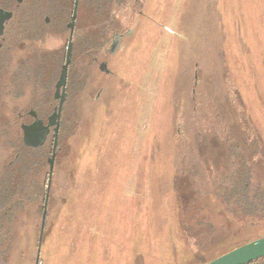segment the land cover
<instances>
[{
    "label": "rangeland",
    "instance_id": "374dc122",
    "mask_svg": "<svg viewBox=\"0 0 264 264\" xmlns=\"http://www.w3.org/2000/svg\"><path fill=\"white\" fill-rule=\"evenodd\" d=\"M108 1L99 16L79 8L82 52L74 43L38 264H207L263 238V217L222 199L244 169L250 194L264 196V0ZM30 3L42 30L44 1ZM20 14L0 41V172L27 112L50 115L67 41L21 39ZM110 22L112 54L100 33ZM44 144L0 264H35Z\"/></svg>",
    "mask_w": 264,
    "mask_h": 264
},
{
    "label": "flooded vegetation",
    "instance_id": "af4514ba",
    "mask_svg": "<svg viewBox=\"0 0 264 264\" xmlns=\"http://www.w3.org/2000/svg\"><path fill=\"white\" fill-rule=\"evenodd\" d=\"M43 1H44L43 5H44L45 17L43 19V29L41 30L40 29V22L38 19L40 16L37 13L35 14V12H33V11H29V12L24 11L25 7L28 10H32L33 9V3L32 4L30 3V5H32V6H28V8H27V6H26L27 0H0V8L3 11L12 14L11 19L3 27V36L0 37V41H3L5 39V32L12 25V22L15 20V18L18 16V13L20 12L21 16L18 19V21L16 22V24H17V29H18L17 31H20L22 34L23 38L21 37V39H24V36H25V38L34 36L38 32H41L43 35H46V36L50 35V34L58 35L60 33H67V41H66V45H65V54H64V61H63V65H64L65 58H66L67 46L69 43L70 24H71L73 12H74L75 0H70V1H72V3L70 2L71 5L70 4L68 5V3H67V1H69V0H43ZM85 1L87 4H89V3L92 4V9H97L95 7L98 6V4H100L99 3L100 0H85ZM102 1H104V0H101V2ZM125 2L127 3L128 0H126ZM54 4H56L57 8L53 7ZM81 4H82V0H78L77 8H76V16H75V19L73 22V30H72V37H71V43H72L71 59L73 56L74 43L76 44L75 50L78 49L82 52V38L79 37V35H78L79 31L77 29V20H78L77 17H78V12H79V8L81 7ZM126 6H127V4H126ZM93 13H94V16H99V14H97L96 11ZM13 26H15V25H13ZM20 27H21V29H20ZM125 27H127V25H125ZM17 31H15V32H17ZM115 31H116L115 25L112 22L108 23L107 38L112 39V43H111V46H110V49L108 50V52L111 54L113 52V49H114L116 42L120 41L119 34H116ZM27 41H28V39H27ZM80 56H81V54H79V57ZM63 65L61 66L59 76H58V78L54 84V92H53L52 99H53V104H55V105L53 106L50 115L47 116L46 121L41 119L36 111L29 110V111H34L37 115V119L42 120L44 125L47 124L48 119L53 114L58 113L61 92L59 93L57 98H55L54 95H55V86H56V83L60 77V73H61ZM70 66H71V61H70V65L68 67V71H69ZM99 68H100V70H102L106 73L108 72L105 64H101L99 66ZM68 71H67L66 86H65V91H64V103L61 107L60 115H59V119H58L57 147L55 149V158H54V162H53L52 177H53V173L55 171L56 155H57L58 148L60 147L61 133L63 131L62 117H64L65 105H66V101H67V98L69 95V93H68V91H69ZM16 114L17 115H15V117H16L15 123L17 125L19 115L17 112H16ZM54 128L55 127H52L49 129V134L44 141L45 144L49 143L51 146L50 156L52 154V147H53V141H54V139H53L54 138V136H53ZM17 144H18V142H17ZM17 144L14 146V150L12 152V155H13L12 163H14V166H15L14 167V174H16L15 172L17 171V167H16V160H17V155H18V145ZM30 149H32V148H30ZM49 160H50V158L47 159V165H48L47 181H48V177H49ZM52 177H51V180H52Z\"/></svg>",
    "mask_w": 264,
    "mask_h": 264
},
{
    "label": "trees",
    "instance_id": "16d2710c",
    "mask_svg": "<svg viewBox=\"0 0 264 264\" xmlns=\"http://www.w3.org/2000/svg\"><path fill=\"white\" fill-rule=\"evenodd\" d=\"M115 1L116 4H120L119 6H123L126 0ZM83 3L86 5H90V8L92 7V4H87L85 0H82V4ZM99 3L100 4L95 7L97 9L92 10L94 12L96 11V13L99 15H103V11L107 9L110 2L107 0L101 2L100 0ZM112 23L114 24V22ZM100 31H103L100 32L102 34V39L105 38V40H107V27L105 29H100ZM116 31L118 32L117 29ZM93 43L95 44L94 40ZM43 148V145L35 149L26 148L21 145V148L18 150L16 160V174H14L15 166L12 162L0 172V249L5 245L3 244L2 239L3 228L6 227V224L8 225L13 222L16 213H19L18 211H20L21 209V199H24V197L21 196V191L24 188L25 175H27L31 171L34 174H38V172L45 165L46 158L44 157V155H42ZM26 158H30L32 161H26ZM237 178L238 180L234 184L232 194L223 196L222 200L228 203L236 202L237 205H241L240 215L242 217L250 218L251 221L253 220L252 218H264V196L250 194L249 180L247 178V172H245V169L240 171L236 179ZM17 185L18 188H16ZM220 203H222L221 200ZM7 234L12 233L8 231ZM5 247V250H7L6 245ZM250 264H264V258Z\"/></svg>",
    "mask_w": 264,
    "mask_h": 264
},
{
    "label": "water",
    "instance_id": "95a60500",
    "mask_svg": "<svg viewBox=\"0 0 264 264\" xmlns=\"http://www.w3.org/2000/svg\"><path fill=\"white\" fill-rule=\"evenodd\" d=\"M78 0H75L74 5V12L70 24V35H69V43L67 46L66 51V58L65 63L62 67L60 77L55 86V95L54 97L57 98L59 93L60 94V102H59V109L58 113L53 114L49 119L46 125L43 124L42 120L37 119V115L34 111H29L26 114L29 121L26 123H22L20 125V129L22 132V144L26 148H38L44 144L46 137L49 134V129L52 127L54 128L53 136V147H52V154L49 160V177L46 185V193L44 198V206H43V213L41 216V226L39 232V239H38V247H37V254L35 258V264L39 263V256H40V246L42 241V234L44 228V222L46 217V207L49 198V190L51 186V177L53 171V162L55 158V149L57 147V135H58V119L60 115L61 107L64 103V91L66 86V78H67V71L71 61V50H72V30H73V22L76 16V8H77ZM12 14L3 11L0 8V37L3 36V27L4 25L11 19ZM264 258V237L253 242H250L246 245H243L207 264H250L257 260Z\"/></svg>",
    "mask_w": 264,
    "mask_h": 264
}]
</instances>
